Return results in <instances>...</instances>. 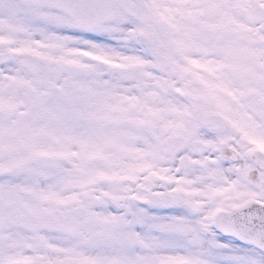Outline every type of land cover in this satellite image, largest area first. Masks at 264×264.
<instances>
[{
    "label": "snow or ice",
    "instance_id": "1",
    "mask_svg": "<svg viewBox=\"0 0 264 264\" xmlns=\"http://www.w3.org/2000/svg\"><path fill=\"white\" fill-rule=\"evenodd\" d=\"M0 264H264V0H0Z\"/></svg>",
    "mask_w": 264,
    "mask_h": 264
}]
</instances>
